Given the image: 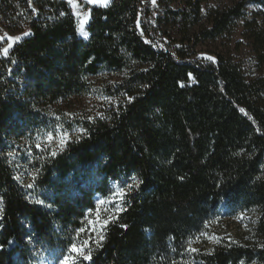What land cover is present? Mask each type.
Returning a JSON list of instances; mask_svg holds the SVG:
<instances>
[{
    "label": "trees",
    "instance_id": "obj_1",
    "mask_svg": "<svg viewBox=\"0 0 264 264\" xmlns=\"http://www.w3.org/2000/svg\"><path fill=\"white\" fill-rule=\"evenodd\" d=\"M248 1L264 4L203 16L188 1L151 25L152 0H112L92 6L81 39L66 0H0L3 23L29 32L0 56V264H32L33 245L61 261L119 176L136 186L118 219L99 210L112 221L99 246L92 235L90 264H264V18L243 25L253 71L218 47ZM89 98L102 103L75 115L81 133L54 157L37 151L34 137L56 136ZM15 142L33 151L31 182Z\"/></svg>",
    "mask_w": 264,
    "mask_h": 264
},
{
    "label": "rangeland",
    "instance_id": "obj_2",
    "mask_svg": "<svg viewBox=\"0 0 264 264\" xmlns=\"http://www.w3.org/2000/svg\"><path fill=\"white\" fill-rule=\"evenodd\" d=\"M71 13L74 17L75 23H76V30L78 37L81 39H87L84 38V36L78 31V28L80 27L81 21H84V31L88 33V25L91 21L92 13L91 8L94 5H108L111 3L112 0H95V3H89L88 0H66ZM158 1H161L158 3ZM188 1H196V0H152L150 6H149V13H148V22L151 25L157 24L158 18H163L166 15L167 8L170 9L173 12H177L180 9H182L185 6V3ZM240 0H202L201 4V10L203 16L206 15V13L211 9H228L232 7L234 4H236ZM145 8V7H143ZM145 10V9H144ZM143 11V9H142ZM242 17L239 20L235 21L236 29L230 36L223 37L218 42V47L221 50H224L226 47H230L231 56L235 61H240L243 63V67L246 71H253L252 66L254 64V56L252 54V51L250 50V44L245 40L243 36L244 32V21L245 19H253L255 17L258 22H262L264 18V4L261 3H254L252 1L246 2L244 5V9L242 11ZM27 33V35H25ZM29 32L24 27L21 32L12 31L6 24L3 23V20L0 18V52H2L3 49L8 47L9 38H11L14 43L13 47L18 44L21 40L26 38L28 36ZM88 37V36H87ZM19 38V39H17ZM237 42L241 43L240 46L236 49L235 46L237 45ZM12 47V48H13ZM11 48V49H12ZM10 49V50H11ZM9 50V51H10ZM210 49L206 50L209 51ZM200 58L209 59L207 53L199 54ZM4 57L3 55H0ZM112 75L105 74V80H112ZM97 103H102L101 100L94 101L91 98L87 99L85 101V104L83 107L78 108L72 106L70 110H66V112L70 115L66 122H72L68 124H64V126L59 127L55 132L56 136H53V133L49 132H41L38 133L34 137L35 142V148L37 149V144H39V150L41 151L43 149V144L47 143V146L51 148V152H59L64 147L65 143H63V137L66 135L67 141H71L73 137L77 136L81 133L79 124H75L73 118L76 114H80V116L88 118L89 116L93 115V109L94 105ZM70 120V121H68ZM52 136V139H49V136ZM26 145V147H25ZM23 144L19 142L13 143L10 147L9 151L12 154L10 157L14 164L17 166L20 172H22L23 176L25 178H28L31 181H33V151L30 150V145ZM28 182L29 184H31ZM128 185H131L132 187L136 186V180L133 176H119L117 178L111 179L110 181V192H112L115 189L122 188L123 191L129 192ZM131 187V188H132ZM32 190V189H31ZM32 194H35V191H31ZM39 196V193L36 194ZM109 195V194H108ZM36 196V197H37ZM112 196H108L107 199L103 200L99 195L95 196V202L97 205V201L103 200L104 203L100 204L99 210L101 213L108 214L113 213L114 205H110L108 202L112 200ZM30 254L33 259L32 264H60V254L57 249L52 248H45L42 245L39 246H32L30 249Z\"/></svg>",
    "mask_w": 264,
    "mask_h": 264
},
{
    "label": "snow or ice",
    "instance_id": "obj_3",
    "mask_svg": "<svg viewBox=\"0 0 264 264\" xmlns=\"http://www.w3.org/2000/svg\"><path fill=\"white\" fill-rule=\"evenodd\" d=\"M89 3H95V0H88ZM78 31L84 36V38H87L88 33L84 31V21H81L80 27L78 28ZM27 35V33H25ZM19 39V38H17ZM14 41L9 38L8 47L3 49L2 52H0V55H3L5 58L8 56L9 50L13 47ZM212 59V58H209ZM14 62V61H13ZM146 87V86H145ZM244 110L241 109V112ZM59 119V117H57ZM49 139H52V136H49ZM63 143H67L66 135L63 137ZM37 150H39V144H37ZM11 156L12 154L9 153ZM56 155L55 152L52 153V156L54 157ZM37 172H39V169H37ZM35 179V177H33ZM29 188H33L34 185L30 184L28 185ZM131 185H128V189H131ZM110 196H112V200H110L108 203L110 205H114V213L115 218H119V212L123 210L122 206L126 201L127 192L123 191L122 188H118L113 190L109 193ZM37 203L43 204L42 201H37ZM103 200L97 201V205L103 204ZM48 207H51V205H47ZM93 209L89 208L85 210V217L83 219H88L90 214L92 213ZM97 217L95 220L88 219V226L85 227L82 225L81 228L76 230V237L75 240L80 239V235L82 233L87 232L88 233V239H85L81 241L79 244L76 242H73L69 245L66 254L64 255L63 259L60 261V264H90L91 261V252L88 250L89 248V242L92 239V235L96 234V240L97 246H99V243L103 240V233L106 231V226L108 223L112 221V217H109L108 220H104L102 223H100V216H99V207H97ZM97 224H99V229H97ZM122 227H127L126 225H122ZM11 243V241H9Z\"/></svg>",
    "mask_w": 264,
    "mask_h": 264
}]
</instances>
